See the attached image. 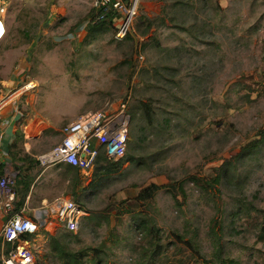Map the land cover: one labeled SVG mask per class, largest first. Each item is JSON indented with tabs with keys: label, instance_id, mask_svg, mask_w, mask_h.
<instances>
[{
	"label": "rangeland",
	"instance_id": "rangeland-1",
	"mask_svg": "<svg viewBox=\"0 0 264 264\" xmlns=\"http://www.w3.org/2000/svg\"><path fill=\"white\" fill-rule=\"evenodd\" d=\"M93 1L0 0V100L9 101L0 130L23 137L12 149L0 138V159L36 180L35 193L54 195L49 202L64 196L87 213L68 238L54 226L33 264H63L50 237L82 264H264V145L237 161L230 181L190 180L215 178L264 130V0H137L121 39V20L92 28ZM141 104L153 108L150 123ZM121 107L122 158L98 160L75 185L68 166H39L66 125ZM151 184L161 188L137 200ZM138 216L159 229L152 262Z\"/></svg>",
	"mask_w": 264,
	"mask_h": 264
},
{
	"label": "built area",
	"instance_id": "built-area-1",
	"mask_svg": "<svg viewBox=\"0 0 264 264\" xmlns=\"http://www.w3.org/2000/svg\"><path fill=\"white\" fill-rule=\"evenodd\" d=\"M136 4L137 0H115L114 3L110 0H94L95 15L90 24L106 20L108 15L114 18L121 16L116 33L117 38L121 39L126 35L136 13ZM4 11V7H1L0 41L5 35ZM30 85H26L25 89H31ZM8 103L9 101L1 99L0 111L7 108ZM122 107L114 115L99 111L66 125L62 129L61 141L38 156L39 166L46 168L63 164L87 174L93 169L101 153L107 161L122 158L126 152L129 127V118ZM3 131L0 130V138L5 136ZM3 164L0 216L4 217V223L0 231V264H33L41 241L49 235L48 232H52L54 226L65 232L75 233L87 213L80 204L64 196H58L36 209H26L23 206L17 209L15 183L18 170L15 166L14 170H8V161Z\"/></svg>",
	"mask_w": 264,
	"mask_h": 264
},
{
	"label": "trees",
	"instance_id": "trees-1",
	"mask_svg": "<svg viewBox=\"0 0 264 264\" xmlns=\"http://www.w3.org/2000/svg\"><path fill=\"white\" fill-rule=\"evenodd\" d=\"M124 2H128V0H122ZM110 18H106V20L100 21L99 23H96L95 25H91L92 28L94 27H98V26H104V25H108L111 26L112 23L114 21H116L114 19V17L112 16H107ZM119 24L116 25V30L118 29ZM141 111L146 119V121L148 123L151 122L152 117L154 116L153 114V108L152 106H150L149 104H141ZM259 138L252 141L251 143H249L248 145H246L245 147H243L241 149V151L234 157L233 160L227 161L225 162V164L221 165L219 169H217V175L215 176V178L211 179V180H204V179H198L197 177H191V182H193L196 185H205L208 186L209 188H214L215 185H221V182L224 180H228L230 181L232 179V170H233V166L236 165L237 161H241V160H245L246 158H250L254 153H256L257 150H259L261 145H264V130L260 131L259 133ZM23 140L22 137V133H20L19 131H16L14 133V139L12 141V143L10 144V149L12 148H17L18 144L21 143ZM99 157H104L103 153H101L99 155ZM98 157V158H99ZM101 159V158H100ZM106 160V159H105ZM67 172L70 174L74 175V181H73V185L76 184L77 182V177L79 176V170L76 168H72V167H67ZM4 175V164L2 162H0V179L3 177ZM32 183V179L30 178L29 175H19L18 179L16 180V189L20 186L22 188V190L25 191V194L28 192L29 187ZM161 187L159 185H155V184H151L148 187L142 189L138 196H137V200H141V201H148L150 200L154 194L160 189ZM19 190V189H18ZM24 193H21V197L19 199V201L16 202V208L19 209L23 203H24ZM77 202V201H75ZM78 203V202H77ZM80 204V203H78ZM123 204V203H121ZM81 205V204H80ZM118 208V206H117ZM134 227L136 228V230H139L140 233L144 234L148 240L147 245L148 248L146 250V252L143 253L144 258L149 259L151 262L152 260H154L155 256H159V253H161L162 251V246L160 244V237L159 236V229H157L154 225L151 224L149 218L145 217V218H140V216L134 218L132 220ZM260 232H262V234H264V227L260 228ZM213 236H214V243L216 244V251L219 252L220 250V243H219V237H217V235L212 232ZM72 236V233H69V235H65V237H70ZM51 241H52V250H55L56 255H58V258L63 262V264H82V260L79 258L80 254L77 253H73L70 251H67L60 243L59 241L55 238V237H50ZM181 241H183V239L180 237L178 238ZM193 248V247H192ZM149 253L148 257L147 254ZM217 258H219L217 256ZM91 264H100V260L99 258L97 259H93L91 261Z\"/></svg>",
	"mask_w": 264,
	"mask_h": 264
},
{
	"label": "crops",
	"instance_id": "crops-1",
	"mask_svg": "<svg viewBox=\"0 0 264 264\" xmlns=\"http://www.w3.org/2000/svg\"><path fill=\"white\" fill-rule=\"evenodd\" d=\"M121 16H115L114 19H118V20H121ZM14 129L13 127H10V125L6 128V131H3V133H5L4 135L8 137V142L9 144L12 143L13 139H14ZM4 137V136H3ZM25 146H27V143L25 144ZM100 158H104L105 157H99L97 160H96V163L98 162V160H100ZM0 162H6L5 160H1L0 159ZM95 163V165H96ZM22 165H24V162L21 163ZM67 166V165H66ZM17 170H18V167H17ZM30 173V172H29ZM38 178V176H37ZM18 179V175L16 177V180ZM36 180L34 182L31 183L30 187H29V190L28 192L25 194V191L22 190V188L19 186L17 189H16V199L17 201H19L20 197H21V193L23 192L24 193V203H23V207L26 208V209H36V208H39L41 206H43L45 203L49 202L50 199H52L54 197V195H51L48 191H43L41 193H35V190H36V187H35V184H36ZM15 187H16V183H15ZM19 189V190H18ZM3 223H4V217L0 216V231H1V228L3 226ZM1 255H2V244L0 242V258H1Z\"/></svg>",
	"mask_w": 264,
	"mask_h": 264
},
{
	"label": "water",
	"instance_id": "water-1",
	"mask_svg": "<svg viewBox=\"0 0 264 264\" xmlns=\"http://www.w3.org/2000/svg\"><path fill=\"white\" fill-rule=\"evenodd\" d=\"M111 1V3H114L115 2V0H110Z\"/></svg>",
	"mask_w": 264,
	"mask_h": 264
},
{
	"label": "bare ground",
	"instance_id": "bare-ground-1",
	"mask_svg": "<svg viewBox=\"0 0 264 264\" xmlns=\"http://www.w3.org/2000/svg\"><path fill=\"white\" fill-rule=\"evenodd\" d=\"M29 87H31V86H29ZM28 88V87H27Z\"/></svg>",
	"mask_w": 264,
	"mask_h": 264
}]
</instances>
